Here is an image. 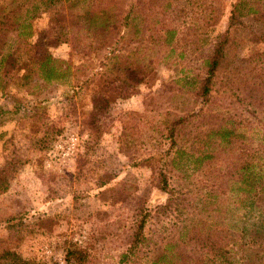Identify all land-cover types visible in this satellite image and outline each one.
I'll list each match as a JSON object with an SVG mask.
<instances>
[{
	"label": "rangeland",
	"instance_id": "rangeland-1",
	"mask_svg": "<svg viewBox=\"0 0 264 264\" xmlns=\"http://www.w3.org/2000/svg\"><path fill=\"white\" fill-rule=\"evenodd\" d=\"M34 2L11 0L8 8L23 16ZM35 4L28 21L37 36L48 35L47 20L65 9ZM69 10L78 25L49 48L62 78L44 83L29 74L23 81L29 54L22 45L0 92V240L41 264H118L140 212L165 199L155 186L168 149L198 155L213 144L197 176L211 184L246 137L264 131V0H82ZM86 10H103L102 25L88 26ZM224 39L209 98L195 97L204 61ZM115 61L141 79L123 98L114 97L121 78ZM99 97L108 107L92 138L83 120ZM176 120L182 127L172 141ZM223 126L239 135L225 151L205 138ZM196 185L182 188L188 203L179 213L146 220L127 264H158L164 244L193 220L229 240L226 218L198 213Z\"/></svg>",
	"mask_w": 264,
	"mask_h": 264
},
{
	"label": "trees",
	"instance_id": "trees-1",
	"mask_svg": "<svg viewBox=\"0 0 264 264\" xmlns=\"http://www.w3.org/2000/svg\"><path fill=\"white\" fill-rule=\"evenodd\" d=\"M10 1L2 0L0 4V92L6 89L9 80L12 79L8 76L7 69L18 62L17 56L22 45L26 46L29 54L28 67L21 75L23 81L28 79L29 74L36 75L44 83L62 78L60 73L54 70L49 48L62 40L67 29L78 25V18L74 17L73 11L69 9L75 8L82 0H35L43 8L50 3H60V9L62 7L65 9L64 13H58L47 20L48 35L42 33L39 36L28 21L38 8L35 2L25 9L23 16H19L16 15L15 7L8 8ZM105 15L103 10L84 11L90 27L102 25ZM227 43V39L220 42L214 53L204 61L207 75L199 82V87L192 89L195 97L208 100L210 88L217 80L216 72L223 65ZM125 65L120 61H115L112 65L121 76L117 88L119 91L114 95L115 98L126 97L132 86L141 81L140 77ZM258 94L259 90H257ZM252 97H254L252 102H258V97L257 99L255 96ZM107 107V98L99 97L93 100L89 114L83 120L90 137H99L98 114ZM181 127L182 124L178 120L170 125L172 141V134ZM205 138L213 140L225 151L234 141L239 140V135L233 129L223 126L216 131L208 132ZM246 139L247 142L238 149L226 173L217 178L216 183L211 184L197 181V176L203 164L213 158L212 152L216 150L212 148L213 144L210 146L207 144L206 151L198 155L186 152L185 149L173 151L168 149L165 161L159 168V179L155 186L159 194L165 195V199L149 211L144 209L140 212L125 252L118 255V264H127L135 249L143 242V227L146 220L153 218L157 221L170 214L179 213L185 207L188 199L182 195V188H188L194 179L198 192V213L201 217L216 213L219 217L226 218L227 222L224 224H227L226 232L230 233L229 240L217 231L214 234L209 233L200 219L193 220L181 227L175 242L164 244L156 262L158 264H264V131H256ZM79 253L78 250H71L69 255L81 260L83 256ZM0 264L41 263L22 259L5 240H0Z\"/></svg>",
	"mask_w": 264,
	"mask_h": 264
}]
</instances>
